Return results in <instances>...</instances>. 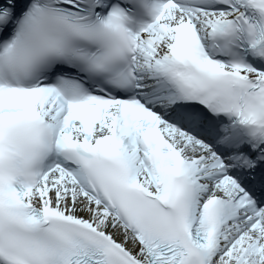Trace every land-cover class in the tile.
I'll return each mask as SVG.
<instances>
[{
	"label": "snow or ice",
	"instance_id": "6c2138e0",
	"mask_svg": "<svg viewBox=\"0 0 264 264\" xmlns=\"http://www.w3.org/2000/svg\"><path fill=\"white\" fill-rule=\"evenodd\" d=\"M0 264H264V0H0Z\"/></svg>",
	"mask_w": 264,
	"mask_h": 264
}]
</instances>
